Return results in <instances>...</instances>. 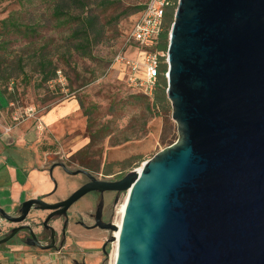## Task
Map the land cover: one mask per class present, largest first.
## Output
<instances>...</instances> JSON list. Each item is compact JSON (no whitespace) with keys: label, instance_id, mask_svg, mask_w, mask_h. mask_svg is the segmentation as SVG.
Here are the masks:
<instances>
[{"label":"water","instance_id":"95a60500","mask_svg":"<svg viewBox=\"0 0 264 264\" xmlns=\"http://www.w3.org/2000/svg\"><path fill=\"white\" fill-rule=\"evenodd\" d=\"M168 64L174 143L141 171L1 217L67 210L99 186L127 193L115 264H264V0H180Z\"/></svg>","mask_w":264,"mask_h":264},{"label":"rangeland","instance_id":"374dc122","mask_svg":"<svg viewBox=\"0 0 264 264\" xmlns=\"http://www.w3.org/2000/svg\"><path fill=\"white\" fill-rule=\"evenodd\" d=\"M55 1L0 3V32L3 39L10 41L7 49L0 50V97L6 101L1 109L8 114L12 126L31 121L39 134L37 142L28 147L38 148L47 165L64 160L72 169L85 164L101 172L109 167L125 176L170 145L162 143L163 137L173 138V143L179 138L172 110L168 116L150 114L146 98L138 96L145 94L142 86L132 85L122 66L115 62L121 50L137 56L129 40L130 31L141 11L137 7L147 0H111L109 4H103L102 0L73 2V17L69 20L54 15ZM11 15L23 23L39 21V32L33 36L26 25L5 29L2 21ZM78 17L93 22L87 48L78 45L82 38L74 34L75 29L80 31ZM45 57L48 65L44 71L41 60ZM138 74L146 78L144 70ZM71 99L82 103L81 109L54 125L43 122L50 108ZM91 122L93 129L108 126L110 135L86 147ZM66 188L73 190L70 185ZM126 197L123 194L117 205L116 222L121 219L119 210ZM8 225L0 215V235ZM6 249L0 247V252L7 253ZM114 251L113 248L110 264ZM7 256L16 264H59L50 253L32 256L9 252Z\"/></svg>","mask_w":264,"mask_h":264},{"label":"flooded vegetation","instance_id":"af4514ba","mask_svg":"<svg viewBox=\"0 0 264 264\" xmlns=\"http://www.w3.org/2000/svg\"><path fill=\"white\" fill-rule=\"evenodd\" d=\"M60 163H64L70 170L85 169L86 172L70 173ZM52 166V175L56 170L62 175L60 179L55 177V189L52 193L39 196L49 203L66 200L87 184L99 185V182H113L123 177L108 168L101 172L81 165L72 169L64 160L53 161L49 169ZM67 185L73 187L71 192L66 188L63 196L55 200L49 199L59 188ZM123 194L126 195V191L102 190L98 186L83 194L67 210H63V207L41 209L34 205L24 221L13 222L6 219L9 225L1 233L0 239L11 235L15 228L19 230L0 247L7 248V252L22 255L50 253L59 264H110L111 252L118 243L116 208ZM21 207L22 203L13 211L6 210L19 216Z\"/></svg>","mask_w":264,"mask_h":264},{"label":"crops","instance_id":"0c3cea01","mask_svg":"<svg viewBox=\"0 0 264 264\" xmlns=\"http://www.w3.org/2000/svg\"><path fill=\"white\" fill-rule=\"evenodd\" d=\"M6 105L5 98L0 97V206L13 211L23 201L52 193L55 189V177L60 179L59 170L51 175L49 165L42 160L38 148L30 149L28 145L35 144L39 131L32 126L31 121L12 123L8 114L1 109ZM76 109H81L77 99H71L50 108L44 115L46 125H54L66 118ZM43 124V123H42ZM20 143L22 146H20ZM24 145V146H23ZM34 148V147H33ZM54 176V177H53ZM66 187L59 188L56 194L50 196L55 200L65 194ZM8 253L0 252L5 257L0 258L3 263L16 262L8 258Z\"/></svg>","mask_w":264,"mask_h":264},{"label":"trees","instance_id":"16d2710c","mask_svg":"<svg viewBox=\"0 0 264 264\" xmlns=\"http://www.w3.org/2000/svg\"><path fill=\"white\" fill-rule=\"evenodd\" d=\"M3 0H0V3ZM85 0H56L53 5V13L55 16L59 18H65L67 20L71 19L73 17L71 13V4L73 2L83 4ZM103 4H109L112 3L113 1L111 0H102ZM147 2V1H146ZM145 6V3L138 6L137 8L142 10ZM175 8H171L167 11L166 16L164 18V23H163V28L161 29L158 38H157V44L154 47V51L159 52V67H158V77L156 80V83L153 87L152 93H146L138 95L139 97H144L146 98L147 102V109L150 114L153 116H159L162 114H165L168 116L169 112L172 110V104L170 99L168 98V69H169V64L167 62V56L166 54L168 53V46H169V39H170V33H171V26L173 25L174 19H175ZM80 20L79 25H80V31L78 29L74 31V34L77 35V37L82 38L81 41H79L78 45H83L86 48L89 45V40L91 38V27L93 26L92 20L86 21L83 17H78ZM3 26L5 29H8L10 27L12 28H21L23 25H26V29L28 32H30L33 36H35L39 31L38 27L39 21L32 22L30 24L28 23H23L21 22L17 17L14 15H11L7 18H5L3 21ZM3 33L0 32V50L1 49H7L9 47V40L8 39H3L2 37ZM82 48V47H81ZM163 53V54H162ZM45 59L41 60V66L43 70L45 71L47 68V60ZM1 63H0V73H1ZM49 79V78H47ZM82 106V103H81ZM168 122V118H167ZM170 122V121H169ZM168 122V123H169ZM94 124L91 122L89 125V131H90V142L86 145V147H90L94 145L95 141L101 137H106L110 135V132L107 131L108 126H101L98 127L97 129H93L92 127ZM162 143H168L171 145L173 143V138L168 139V137H163L161 139ZM82 166H87V165H82ZM109 170H112L109 167ZM113 171V170H112ZM122 176V175H120Z\"/></svg>","mask_w":264,"mask_h":264},{"label":"built area","instance_id":"2783aa9c","mask_svg":"<svg viewBox=\"0 0 264 264\" xmlns=\"http://www.w3.org/2000/svg\"><path fill=\"white\" fill-rule=\"evenodd\" d=\"M179 3L180 0H147L130 31L129 40L131 46L135 47L137 56H130L125 50L117 52L115 56V62L122 66L129 82L142 86L146 93H152L159 74V52L154 51V47L163 28L164 18L169 9L175 8L176 11ZM166 56L168 62V53ZM143 70L146 72V78L138 74ZM0 264L6 263L0 261Z\"/></svg>","mask_w":264,"mask_h":264},{"label":"bare ground","instance_id":"6f19581e","mask_svg":"<svg viewBox=\"0 0 264 264\" xmlns=\"http://www.w3.org/2000/svg\"><path fill=\"white\" fill-rule=\"evenodd\" d=\"M141 169H142V166L138 168L139 171H141ZM126 204H127V197H126V199L124 200V202L120 206V210L119 211L121 213V219L118 222V226L119 227H121V224H122V217H123L124 212L126 210ZM116 236H117V238L120 237V231H116ZM117 253H118V243H117L116 249H115L114 254H113L112 264H115V260H116V257H117Z\"/></svg>","mask_w":264,"mask_h":264}]
</instances>
